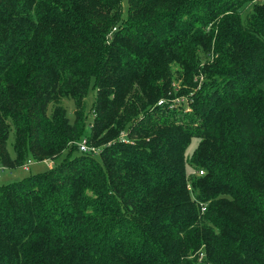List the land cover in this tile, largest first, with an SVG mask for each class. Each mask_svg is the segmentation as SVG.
I'll use <instances>...</instances> for the list:
<instances>
[{
  "label": "trees",
  "instance_id": "obj_1",
  "mask_svg": "<svg viewBox=\"0 0 264 264\" xmlns=\"http://www.w3.org/2000/svg\"><path fill=\"white\" fill-rule=\"evenodd\" d=\"M47 160L0 264H264V1L0 0V168Z\"/></svg>",
  "mask_w": 264,
  "mask_h": 264
},
{
  "label": "rangeland",
  "instance_id": "obj_2",
  "mask_svg": "<svg viewBox=\"0 0 264 264\" xmlns=\"http://www.w3.org/2000/svg\"><path fill=\"white\" fill-rule=\"evenodd\" d=\"M126 17H127V0H121V18L125 19ZM93 101H94V92L92 90H89L85 98V104H86L87 111L91 110ZM175 102H176V98L172 100V103H175ZM172 105L173 104H171V106ZM65 106L68 109V116L71 118L72 112H73V105L71 102H65ZM185 110L189 111L188 106L185 108ZM12 138H13V135L11 133L10 138H9V150L11 154H12V151H11L10 143L12 142ZM52 166H53V162L47 160L43 162H33L32 164L28 166L29 171H25L22 169H15L13 171L2 170L3 172L0 171V185L18 181L21 178L31 175V174H36L40 172L42 173L46 171L47 169L51 168Z\"/></svg>",
  "mask_w": 264,
  "mask_h": 264
},
{
  "label": "built area",
  "instance_id": "obj_3",
  "mask_svg": "<svg viewBox=\"0 0 264 264\" xmlns=\"http://www.w3.org/2000/svg\"><path fill=\"white\" fill-rule=\"evenodd\" d=\"M162 103V101H160V102H158V104H161ZM176 104H178V103H183V99H181V98H176V102H175ZM175 103H172L173 105L175 104ZM173 105L172 106H170V107H173ZM122 137H124V136H122ZM125 141V140H124ZM78 146H79V149H80V151H82V152H91L92 154H97V153H99V150L97 149V148H94V147H89L88 145H87V143H86V140H82L79 144H78ZM31 164V161H27V163L25 164V166L23 167L25 170H27V168H28V166ZM2 170H4L3 168H0V171L1 172H3ZM201 173V172H200ZM201 257H202V255L200 256V259H201Z\"/></svg>",
  "mask_w": 264,
  "mask_h": 264
}]
</instances>
